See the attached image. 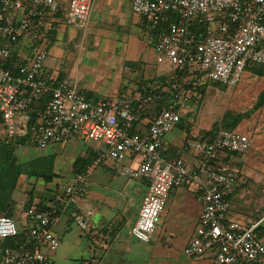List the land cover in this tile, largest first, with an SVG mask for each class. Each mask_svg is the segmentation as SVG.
Returning a JSON list of instances; mask_svg holds the SVG:
<instances>
[{"label": "built area", "instance_id": "obj_1", "mask_svg": "<svg viewBox=\"0 0 264 264\" xmlns=\"http://www.w3.org/2000/svg\"><path fill=\"white\" fill-rule=\"evenodd\" d=\"M94 1L0 0V123L5 140L39 149L77 140L103 144L105 151H96L92 166L111 162L116 176L146 183L130 228L131 236L144 243L160 223L170 190L194 187L202 208L196 233L182 253L190 258L211 254V264H264L256 233L264 217L253 222L230 212L237 170L222 161L227 153L245 154L250 138L226 128L217 129L211 139L192 133L184 148L201 158L193 167L160 153L180 111L200 98V83L234 87L250 64L264 65V0H127L154 33L156 63L169 70L143 92L96 101L67 79H53L44 68L52 23L84 29ZM159 103L164 105L138 129L140 114ZM75 179L57 197L58 206L29 205L25 213L32 224L27 229L18 230L13 217L0 215V264H50L47 252L59 247L53 224L73 197L86 195L83 176ZM91 215L75 214L74 223L92 234ZM6 240L13 246H6Z\"/></svg>", "mask_w": 264, "mask_h": 264}, {"label": "crops", "instance_id": "obj_2", "mask_svg": "<svg viewBox=\"0 0 264 264\" xmlns=\"http://www.w3.org/2000/svg\"><path fill=\"white\" fill-rule=\"evenodd\" d=\"M51 26L48 34L52 45L44 64L47 74L57 81L67 79L90 100L131 96L149 83L144 88L139 86L141 75L147 78L163 75L160 80L167 75V66L154 64L156 67L152 70L145 60L144 50L153 51L154 35L142 20L138 22L132 16L127 0H95L84 29L70 28L63 23H52ZM113 41L121 45L119 55L110 44ZM252 68L247 67L234 87L217 83V86H211V89L223 92L233 88V93L227 96L218 93L222 103L205 107V103L198 106L197 102H188L180 111L176 128L164 137L165 149L160 153L166 160L179 157L193 167L201 158L184 148L190 135L198 133L211 139L221 123L237 119L231 129L247 135L251 147L242 155L227 153L222 156L223 162L237 170V183L230 196V212L254 222L264 217V73L259 74ZM208 83L203 81L198 88ZM159 109L155 105L147 107L140 114L136 127L143 129ZM228 117L230 121H224ZM81 142H71L69 148L59 144L44 149L27 143L14 146L31 154L32 148L44 153L29 162L22 161V158L18 161L21 171L12 200L18 202L16 196L21 194V206L25 208L26 204L44 208L53 204L58 206L57 197L63 196L67 186L76 184L78 174L83 176L85 197H73L52 226L59 247L63 245L64 249L67 245L69 250H64L63 255L62 251L57 254L58 248L54 254L47 253L50 264H54V259L64 264L71 258L77 264H211V254L188 259L182 253L196 233L197 216L202 208L194 187L171 189L154 236L147 243L137 241L131 236L130 228L146 193V183L135 181L139 187L130 188L127 182L133 180L116 176L111 162L92 166L96 152L83 148ZM85 160L89 163L81 169L80 161ZM137 202H140L138 206ZM85 211L92 212V234L80 230L74 223V215ZM262 232L264 234V227Z\"/></svg>", "mask_w": 264, "mask_h": 264}, {"label": "rangeland", "instance_id": "obj_3", "mask_svg": "<svg viewBox=\"0 0 264 264\" xmlns=\"http://www.w3.org/2000/svg\"><path fill=\"white\" fill-rule=\"evenodd\" d=\"M132 13V11H131ZM132 16L135 17L137 19L138 22H140V17L137 16L136 14L132 13ZM110 37V36H108ZM109 39H114L112 37H110ZM113 43V44H112ZM114 48H115V52L117 55H119L121 53L120 51V47L121 45L118 46V43H115V41L111 42L110 43ZM153 44H154V40H153ZM153 46V45H152ZM150 48V47H149ZM144 58L146 61H148V65L152 66V70L155 69L154 67H165L166 65L165 64H161V65H157L155 62V58H156V55L154 53V51L152 50H147L145 49L144 50ZM45 64V62H44ZM156 66H155V65ZM251 66L249 67H253L252 70L259 73V74H263L264 73V65H260V64H250ZM151 70V69H150ZM151 70V71H152ZM169 70V69H168ZM174 72V71H173ZM160 77H163V75H160L157 77V75H154L153 77L152 76H149L148 78L145 76V75H141L139 78V83L138 85L139 86H143L142 88L145 87V85L148 83L149 84H152L153 83V80L155 82L156 81H161L160 80ZM153 79V80H152ZM213 82H209L208 85L209 87L207 88V90H205V87L208 86V85H204L202 86L201 88H198V91L199 93L201 94L200 95V98L198 100H192L191 103H195L197 102L198 106H203V104L205 103V107H211V106H215L219 103H222L221 100L219 99L218 97V93H221L222 96L223 95H229L231 93H233V88L232 89H227L225 92H222L219 90V89H211L212 85L213 87L217 86L215 85L216 83L212 84ZM207 84V83H205ZM147 85V86H148ZM146 88V87H145ZM218 88V87H217ZM142 92L144 91V89H140ZM140 92V91H139ZM162 105H164L163 103H159V104H156L155 106H158V107H162ZM224 121H230V118L228 117L227 119L225 118ZM8 143V144H6ZM5 143V137H4V134H3V131H2V127H1V123H0V194L1 193H4V192H7L9 189H5L7 187H4V185H6L8 182H11L12 179H15V185H16V181H17V177L19 174H17L18 172L21 171L20 169V165L18 164V161L20 160L21 161V158H22V161H26V162H29V160H31V158H35V156H38V155H41L43 153L42 150H39V149H31L33 151L32 154H34V156L30 153V151H24L22 149L18 150V148H15L14 146H11V144L9 142H6ZM83 148H90L93 150V152H96V151H99V152H104L105 151V147L103 144H101L100 142H95V141H92V140H88L84 143H80ZM30 145V144H28ZM71 144L68 143V144H65V146H67V148H69ZM11 147V148H10ZM44 154V153H43ZM7 162V164H6ZM5 165V166H4ZM15 176H14V174ZM34 174L36 175V172H34ZM138 183H136L135 181H129L127 182V187H130V188H134V187H139L137 185ZM14 190H15V186H13ZM14 190L12 191L11 193V196L12 194L14 193ZM140 190V189H139ZM18 202H14V207H12V212H13V220H14V223L17 227L18 230L22 231L24 229H27L30 224H32V222L30 221V219H28V217L26 216V210L28 209V205L29 204H26V207L24 205L21 206V194L18 196H16ZM15 197V199H16ZM140 204V202H137L136 205L138 206ZM192 206L194 207L195 205L192 204ZM166 208V206L164 207V209ZM22 209V210H21ZM163 209V210H164ZM21 211L24 213L23 216H20L21 215ZM162 218V216H161ZM160 218V220H161ZM159 225L156 226L155 228V231L154 233L157 231V228H158ZM264 227V223L261 224V226L256 230V233L258 234V237L260 238V241H261V245L264 247V239H263V232H262V229ZM154 233L152 236H154ZM63 248V245H60V247H58L57 249V254L59 253V251H62V255L64 254L63 251L64 250H69V247L66 245L64 246V249ZM46 252V251H45ZM47 253H50V252H47ZM53 254L56 253L55 252H52ZM186 258L188 259H194V258H190V257H187L185 256ZM66 262V263H65ZM64 262V264H77L76 261H73L72 258L71 259H66V261ZM54 264H62L61 262L57 261L56 259H54L53 261Z\"/></svg>", "mask_w": 264, "mask_h": 264}, {"label": "trees", "instance_id": "obj_4", "mask_svg": "<svg viewBox=\"0 0 264 264\" xmlns=\"http://www.w3.org/2000/svg\"><path fill=\"white\" fill-rule=\"evenodd\" d=\"M262 97L264 98V95ZM237 122H238L237 119H234L232 122H229V123H225V124L221 123L220 126H218L216 128V130L219 129V128L231 129ZM211 132H213V131H211ZM11 146H14V145L11 144ZM87 163H89V162H87L86 160L85 161H80L81 169L85 168ZM6 164H7V162H6ZM80 173H82V172H80ZM17 174H20V172H18ZM14 176H15V174H14ZM13 186H15V179H12L11 182H8L6 185H4V187H7L5 189H9V190L7 192H4V193L0 194V215H5V216H8V217H12L13 216L12 207H14V201L12 200V196H11V193L14 190ZM39 207H41V209H45L42 206H39ZM22 239H23L22 235L18 236V238H17L18 241H22ZM4 244L6 246H13L12 240H6L4 242Z\"/></svg>", "mask_w": 264, "mask_h": 264}, {"label": "clouds", "instance_id": "obj_5", "mask_svg": "<svg viewBox=\"0 0 264 264\" xmlns=\"http://www.w3.org/2000/svg\"><path fill=\"white\" fill-rule=\"evenodd\" d=\"M18 145V144H17ZM14 146H16V145H14Z\"/></svg>", "mask_w": 264, "mask_h": 264}]
</instances>
